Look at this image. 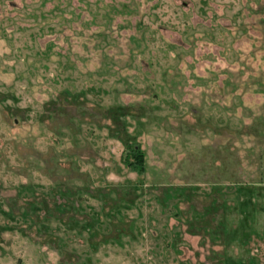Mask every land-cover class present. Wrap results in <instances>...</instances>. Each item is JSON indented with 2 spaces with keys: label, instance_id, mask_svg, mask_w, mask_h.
<instances>
[{
  "label": "rangeland",
  "instance_id": "374dc122",
  "mask_svg": "<svg viewBox=\"0 0 264 264\" xmlns=\"http://www.w3.org/2000/svg\"><path fill=\"white\" fill-rule=\"evenodd\" d=\"M0 264H264V0H0Z\"/></svg>",
  "mask_w": 264,
  "mask_h": 264
},
{
  "label": "trees",
  "instance_id": "16d2710c",
  "mask_svg": "<svg viewBox=\"0 0 264 264\" xmlns=\"http://www.w3.org/2000/svg\"><path fill=\"white\" fill-rule=\"evenodd\" d=\"M123 162L130 166L131 169L142 172L144 165L143 151L138 145L129 147L125 158L123 157Z\"/></svg>",
  "mask_w": 264,
  "mask_h": 264
}]
</instances>
